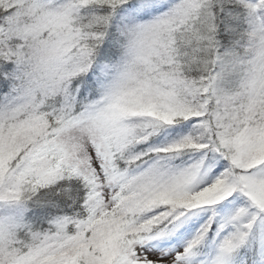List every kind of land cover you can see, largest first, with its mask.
<instances>
[{
    "label": "snow or ice",
    "instance_id": "1",
    "mask_svg": "<svg viewBox=\"0 0 264 264\" xmlns=\"http://www.w3.org/2000/svg\"><path fill=\"white\" fill-rule=\"evenodd\" d=\"M0 264H264V0H0Z\"/></svg>",
    "mask_w": 264,
    "mask_h": 264
}]
</instances>
